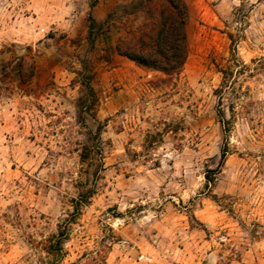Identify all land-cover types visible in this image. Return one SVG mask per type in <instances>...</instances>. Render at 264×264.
<instances>
[{
	"label": "rangeland",
	"instance_id": "1",
	"mask_svg": "<svg viewBox=\"0 0 264 264\" xmlns=\"http://www.w3.org/2000/svg\"><path fill=\"white\" fill-rule=\"evenodd\" d=\"M184 1L167 75L106 58L161 0H110L98 43L99 0H0V264H264V0Z\"/></svg>",
	"mask_w": 264,
	"mask_h": 264
},
{
	"label": "trees",
	"instance_id": "2",
	"mask_svg": "<svg viewBox=\"0 0 264 264\" xmlns=\"http://www.w3.org/2000/svg\"><path fill=\"white\" fill-rule=\"evenodd\" d=\"M158 13L148 12V16L152 21L149 32L139 33L134 43H123L119 40L114 46H107L106 58L112 60L115 53L124 55L134 60L141 66L152 70L161 71L167 75L179 74L185 64L188 56V40L186 32L187 22V5L184 0H161ZM113 15L111 14L107 21ZM90 19V36L92 40L96 38L104 30V24L107 21L97 23L89 14ZM222 121L226 127V120L221 114ZM227 130V128H225ZM227 149H223L222 157L224 158ZM95 193V189L88 188L85 195H81L79 199H73L74 211L71 212L69 221L74 222L76 215L80 212L82 203L87 204L89 199ZM67 229L63 227L55 236L51 244V250L62 254L63 242L66 239ZM53 264H61L54 262Z\"/></svg>",
	"mask_w": 264,
	"mask_h": 264
},
{
	"label": "crops",
	"instance_id": "3",
	"mask_svg": "<svg viewBox=\"0 0 264 264\" xmlns=\"http://www.w3.org/2000/svg\"><path fill=\"white\" fill-rule=\"evenodd\" d=\"M114 4L110 2V0H99V2L97 3V5L94 8V15L93 17L95 18V21L97 23H101L103 22L111 13V11L113 10ZM100 40V36H96V38L94 39V43H98ZM121 56L118 53L114 54L115 56Z\"/></svg>",
	"mask_w": 264,
	"mask_h": 264
}]
</instances>
